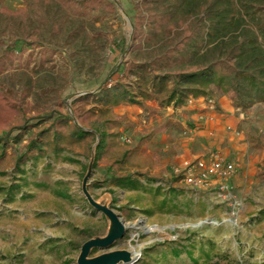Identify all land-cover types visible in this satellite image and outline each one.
I'll return each mask as SVG.
<instances>
[{
    "label": "rangeland",
    "instance_id": "374dc122",
    "mask_svg": "<svg viewBox=\"0 0 264 264\" xmlns=\"http://www.w3.org/2000/svg\"><path fill=\"white\" fill-rule=\"evenodd\" d=\"M110 1L117 7L114 14L96 10L89 17L105 45L99 53L81 41L61 40L50 45L54 49L22 45L15 28L0 35L5 44L16 40L23 49L0 62V264H78L87 241L114 231L111 216L126 227L124 235L107 249H92L89 259L125 250L139 254L137 264H264V180L256 176L264 170V103L243 113L232 106L235 94L217 92L213 99L190 100L185 108L130 103L111 109L119 127L111 126L106 122L111 110L76 102L98 92L113 68L118 72L132 59L130 51H122L134 39V6L131 0ZM6 6L16 11L23 1L7 0ZM42 65L32 80H44L42 88H48L33 87L29 95L28 76ZM112 80L136 81L121 74ZM34 93L41 95V105H35ZM45 108L70 115L69 125L94 136L22 164L30 137L18 143L17 129L37 123L36 112ZM110 135L114 142L104 139ZM150 135L140 155L153 157V173L168 181L113 185L119 174L136 172L131 165L112 166L119 149H136ZM205 153H219L237 165L235 176L225 181L228 191L191 188L174 174L186 161L205 157L189 156ZM173 243L192 245L198 262L176 257ZM202 250L208 257L200 256Z\"/></svg>",
    "mask_w": 264,
    "mask_h": 264
},
{
    "label": "trees",
    "instance_id": "16d2710c",
    "mask_svg": "<svg viewBox=\"0 0 264 264\" xmlns=\"http://www.w3.org/2000/svg\"><path fill=\"white\" fill-rule=\"evenodd\" d=\"M22 1L23 7L13 11L6 6L7 0H0V35H5L7 28H15L22 45L44 48L61 40L68 45L81 41L92 44L91 49L96 53L105 45L89 17L96 10L111 15L117 9L110 0ZM131 1L136 13L134 39L129 49L124 48L122 52L127 54L130 51L132 59L118 72L117 67L113 68L107 77L110 80L103 81L98 92L78 97L77 103L98 104L106 107L108 112L130 103L145 106L148 101L157 102L158 108H185L190 100L215 98L216 92L224 96L235 94L232 106L243 113L264 103V0ZM2 40L0 38V62L7 55H21L23 49H18L16 40L10 44ZM3 46L6 48L2 49ZM44 65L32 70L28 76L29 95L33 87L43 92L48 88H42L46 81L32 80ZM3 72L0 69V73ZM20 74L28 75L25 71ZM115 74L125 78L133 76L135 84L114 81ZM34 96L38 98L35 105H41V95L34 93ZM102 107L99 108L104 111ZM46 109L36 112L34 120H38L37 123L17 129V142L28 135L27 152L30 154L34 150L36 154L22 156V164L35 156L44 157L67 150L94 136L83 128L69 125L74 121L70 115H56L52 109ZM112 112L106 122L118 128ZM86 114L92 116L90 112L86 111ZM102 117L105 116L102 114ZM47 123L49 125L40 133H34L37 126ZM150 136L145 137L147 141H141V146L136 149L128 152L119 149L112 166L131 165L136 167V172L119 174L112 179L113 185H140L145 180L168 181L153 173L156 168L153 157L142 158L140 155L141 148L152 141L153 135ZM104 139L114 142L111 135L104 136ZM249 139L253 146L259 145L256 137L249 136ZM256 176L264 180V170ZM91 238L92 235L87 240ZM173 248L176 257L186 255L191 261L198 262L192 256V245L173 243ZM200 256L208 257V254L202 250Z\"/></svg>",
    "mask_w": 264,
    "mask_h": 264
},
{
    "label": "built area",
    "instance_id": "2783aa9c",
    "mask_svg": "<svg viewBox=\"0 0 264 264\" xmlns=\"http://www.w3.org/2000/svg\"><path fill=\"white\" fill-rule=\"evenodd\" d=\"M237 165L219 153H212L194 162L186 161L183 169H175L174 174L189 187L195 189L217 188L228 191L225 181L234 177Z\"/></svg>",
    "mask_w": 264,
    "mask_h": 264
},
{
    "label": "water",
    "instance_id": "95a60500",
    "mask_svg": "<svg viewBox=\"0 0 264 264\" xmlns=\"http://www.w3.org/2000/svg\"><path fill=\"white\" fill-rule=\"evenodd\" d=\"M113 215L110 213V216ZM113 224L116 225L114 231L105 239L89 240L81 248V255L78 264H137L140 256L133 251H115L109 254L99 256L94 259H89L92 249L100 248L107 249L112 246L117 240L121 239L126 231V227L121 224L117 217L111 216Z\"/></svg>",
    "mask_w": 264,
    "mask_h": 264
},
{
    "label": "crops",
    "instance_id": "0c3cea01",
    "mask_svg": "<svg viewBox=\"0 0 264 264\" xmlns=\"http://www.w3.org/2000/svg\"><path fill=\"white\" fill-rule=\"evenodd\" d=\"M207 153L205 154H200V155H192V156H189L187 159H197V158H200L202 156H205Z\"/></svg>",
    "mask_w": 264,
    "mask_h": 264
}]
</instances>
